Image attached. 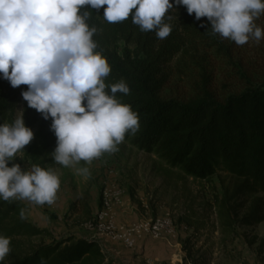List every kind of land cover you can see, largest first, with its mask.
Here are the masks:
<instances>
[{"label":"clouds","instance_id":"clouds-1","mask_svg":"<svg viewBox=\"0 0 264 264\" xmlns=\"http://www.w3.org/2000/svg\"><path fill=\"white\" fill-rule=\"evenodd\" d=\"M173 4L183 6L196 20L206 17L212 34L245 44L260 41L262 30L254 19L264 14V0H0V78L16 88L26 85L21 97L29 108L51 119L56 144L53 163L72 168L88 178L90 164L103 153H114L125 133L135 134L138 116L121 103L116 93L127 95L121 80L107 85L110 72L106 58L93 41L96 28L86 21L103 6V18L119 23L131 15L141 32L154 31L158 39L171 32L164 22ZM23 116L0 124V200L52 205L60 180L52 168L33 164L22 170L13 161L33 139ZM19 218L25 219L21 209ZM10 252V238L0 235V262ZM40 264H46L43 259Z\"/></svg>","mask_w":264,"mask_h":264},{"label":"trees","instance_id":"trees-1","mask_svg":"<svg viewBox=\"0 0 264 264\" xmlns=\"http://www.w3.org/2000/svg\"><path fill=\"white\" fill-rule=\"evenodd\" d=\"M171 2V0H170ZM103 7H106L103 6ZM103 7L86 9L90 16L86 23L95 27L93 41L110 66L104 78L107 85L123 80L129 88L116 98L131 106L138 116L135 134L125 133L123 143L134 150L154 155L180 179L209 181L217 175L229 179L222 186V196L215 198L218 214L230 226V202L253 198L237 224L251 227L264 221V77L251 81L242 76L241 89L221 99L207 93L185 102L161 100L159 93L166 83L165 67L181 49L173 32L159 42L155 32H141L131 22V15L122 22L108 23ZM122 43V48L118 44ZM132 48V49H130ZM16 105L0 91V124L10 121ZM34 123L39 124L41 143L33 142L24 155L32 164L43 165L53 151L56 137L50 130L51 119L26 106ZM81 166V165H79ZM88 192L69 204V210L81 214L80 221L91 219L87 203ZM21 209L25 219L19 218ZM26 207L18 201L0 200V235L10 238V252L0 264H110L96 240L66 236L53 239L48 233L31 225ZM47 235L51 241L23 253L19 240Z\"/></svg>","mask_w":264,"mask_h":264},{"label":"rangeland","instance_id":"rangeland-1","mask_svg":"<svg viewBox=\"0 0 264 264\" xmlns=\"http://www.w3.org/2000/svg\"><path fill=\"white\" fill-rule=\"evenodd\" d=\"M164 22L170 25L181 49L165 67L166 83L159 93L161 100L185 102L207 92L221 99L241 89L242 76L251 81L264 77V35L259 42L249 38L245 44L236 45L219 34L213 35L206 17L196 20L185 7L175 4L165 14ZM253 22L264 33V14ZM164 40L158 39L159 42ZM118 46L122 48V43ZM22 90H27V86L13 88L6 79L0 78V91L16 105L7 123L11 124L22 115L25 126L34 134L8 166L15 163L22 170H28L33 164L24 153L30 144L42 141L38 134L39 124L33 122L36 115L26 109ZM117 148L116 152L103 153L90 164L80 162L81 166L89 168L88 178L74 174L72 168L53 163L51 156L45 158L47 163L36 164L52 168L59 177L60 186L50 206L16 200L26 207L28 222L55 240L69 233L76 235L87 231L86 222L80 221L81 214L71 212L69 204L87 191V203L95 207L94 214L99 208L102 189L111 186L121 192L126 206L125 210L116 208L119 214L139 216L146 213L153 219L167 214L171 218L175 237L168 240L173 249L170 260L164 264H264V221L251 227L237 224L254 199L229 203L231 227L225 226V219L218 214L214 199H220L222 186L228 185L226 176L220 174L209 181L180 179L175 171L165 175L163 170L168 168L152 154L138 152L123 142ZM50 241L51 237L42 235L18 242L21 252L27 253ZM144 261L141 259L140 264Z\"/></svg>","mask_w":264,"mask_h":264},{"label":"built area","instance_id":"built-area-1","mask_svg":"<svg viewBox=\"0 0 264 264\" xmlns=\"http://www.w3.org/2000/svg\"><path fill=\"white\" fill-rule=\"evenodd\" d=\"M124 207L121 192L106 186L100 193L99 208L85 223L86 228L95 236L118 243L125 249L134 248L143 239L168 241L175 237L173 222L167 214L153 219L143 213L133 223L117 224L114 210H125Z\"/></svg>","mask_w":264,"mask_h":264},{"label":"crops","instance_id":"crops-1","mask_svg":"<svg viewBox=\"0 0 264 264\" xmlns=\"http://www.w3.org/2000/svg\"><path fill=\"white\" fill-rule=\"evenodd\" d=\"M94 210L95 207L93 208V205L90 204L91 215H93ZM114 213L117 224H130L138 218L135 215H121L117 209L114 210ZM66 236H73L76 239L96 240L99 243L101 252L108 256L110 264H140L141 259H145L144 264H164L170 260L173 249L169 241L143 239L138 241L134 248L126 250L115 242L95 236L89 230L76 235L69 233Z\"/></svg>","mask_w":264,"mask_h":264}]
</instances>
